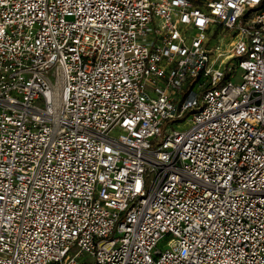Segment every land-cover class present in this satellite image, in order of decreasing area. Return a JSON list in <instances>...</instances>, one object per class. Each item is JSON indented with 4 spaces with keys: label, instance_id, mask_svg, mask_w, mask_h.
Here are the masks:
<instances>
[{
    "label": "built area",
    "instance_id": "obj_1",
    "mask_svg": "<svg viewBox=\"0 0 264 264\" xmlns=\"http://www.w3.org/2000/svg\"><path fill=\"white\" fill-rule=\"evenodd\" d=\"M0 264H264V0H0Z\"/></svg>",
    "mask_w": 264,
    "mask_h": 264
},
{
    "label": "rangeland",
    "instance_id": "obj_2",
    "mask_svg": "<svg viewBox=\"0 0 264 264\" xmlns=\"http://www.w3.org/2000/svg\"><path fill=\"white\" fill-rule=\"evenodd\" d=\"M218 44V40L214 37L211 38V45H217ZM225 44V43H224ZM222 48H224V46H222ZM189 128V125L185 122H182L181 124L178 125V127L176 128L179 132H184ZM158 249L161 251H164L165 249H167V244L166 242H161L158 245Z\"/></svg>",
    "mask_w": 264,
    "mask_h": 264
}]
</instances>
